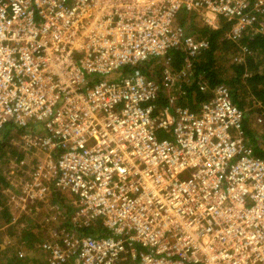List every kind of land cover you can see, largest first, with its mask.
Wrapping results in <instances>:
<instances>
[{
    "label": "built area",
    "instance_id": "1",
    "mask_svg": "<svg viewBox=\"0 0 264 264\" xmlns=\"http://www.w3.org/2000/svg\"><path fill=\"white\" fill-rule=\"evenodd\" d=\"M184 11L226 20L234 42L264 34V0H0V132L28 128L44 154L9 204L40 216L45 264H264V157L245 112L225 83L197 111L178 103L210 48ZM51 191L73 210L34 207Z\"/></svg>",
    "mask_w": 264,
    "mask_h": 264
},
{
    "label": "trees",
    "instance_id": "2",
    "mask_svg": "<svg viewBox=\"0 0 264 264\" xmlns=\"http://www.w3.org/2000/svg\"><path fill=\"white\" fill-rule=\"evenodd\" d=\"M183 16L178 20L183 26L187 25L191 27L192 32L198 34L201 37H207L210 42V48L204 51L194 61L195 75L191 82L184 84L180 89H176L178 95V103L184 107H188L192 110H198L199 106L209 101L213 96V89L219 83H225L230 89V93L233 102L242 109L246 118L244 121V131L248 143L253 147L254 155L264 157V138L259 141L254 137L253 131L249 127L248 113L245 107L250 104L255 106V111H262L264 109V34H244L238 42L227 39L226 33L230 28V23L224 19L220 20V26L217 29L209 28L208 26H198L193 19L198 17L196 14H188L182 12ZM245 46L250 50V54L243 56L241 62H236L223 57L227 55L226 51H230L231 54L240 52L241 47ZM238 54V53H237ZM186 57L180 52H175L172 57V65L174 68H178L184 65ZM154 66H144L143 71H154L155 75L160 79V70H155ZM122 71L124 73L129 72L130 68H125ZM157 72V74H156ZM160 76V77H159ZM97 77L92 76L90 82L96 81ZM167 97L160 95L157 100L158 106L167 105ZM247 119V120H246ZM28 128L16 127L14 125H7L0 132V233L3 229H8L11 226L14 218L13 211L9 204V192L8 189L12 186V179H18L22 177L20 173H12L10 169L5 168V164L9 162V159L15 158L17 161H24L28 158V148L22 149L18 144H14L15 136L12 134H24ZM33 130L37 131L38 127L33 126ZM21 135V136H22ZM21 136H19L21 138ZM159 137H164L162 133ZM24 143V142H23ZM51 203H61L67 211H72L73 207L67 206L64 201V197L56 191L51 192ZM44 202H39L41 207H44ZM93 228H85L83 231L86 233L99 232ZM12 233V232H11ZM20 233L23 238L26 239V243L30 247H37L42 249L41 240L45 236L43 226L39 223H31L28 226H23L20 229ZM38 238V240H37ZM40 240V242H39ZM1 241V239H0ZM10 250V248L8 249ZM8 250L6 252H8ZM44 253V252H43ZM13 256L10 257L8 264H24L23 259L18 260L17 251L12 252ZM45 256V255H43ZM13 259V261H12Z\"/></svg>",
    "mask_w": 264,
    "mask_h": 264
},
{
    "label": "rangeland",
    "instance_id": "3",
    "mask_svg": "<svg viewBox=\"0 0 264 264\" xmlns=\"http://www.w3.org/2000/svg\"><path fill=\"white\" fill-rule=\"evenodd\" d=\"M183 13H181V17L180 19H182V15ZM179 18V17H178ZM179 19V21H180ZM193 21H195V24L198 26H204V22L200 17H195L193 19ZM186 28L187 31L193 33L191 30V27H189L187 25L184 26ZM195 34V33H193ZM197 36H199L198 34H195ZM227 55L226 57L224 56L223 58L225 60H228L229 58H231V60L234 59V56L238 53L239 55L242 54V50L239 52L237 50L236 53L231 54L230 51H226ZM228 58V59H227ZM230 60V59H229ZM153 61V60H152ZM155 70H161V66H154ZM157 74V72H156ZM160 75V74H158ZM158 77V76H157ZM160 77V76H159ZM246 112L248 113V124L250 129L253 131L254 133V137L261 141L264 138V109L262 111H255V106H252L250 104H248L245 107ZM261 114H263L261 116ZM262 118V121H259V118ZM246 119V120H247ZM17 127V126H16ZM19 128V127H18ZM22 135V134H21ZM20 134H12V136H15V140H14V144L15 145H19L22 147V149H26L25 145H24V141L23 138ZM21 136V138L19 137ZM28 151V158L24 161H17L15 158L9 159V162H7V164H5V168H7L8 170L10 169V174L13 175L14 173H20L22 174V177H18V179H12V184H15L16 181H19L21 178L24 177V175L29 172L33 166L35 165V160H37V158H43L44 154H42L41 152H39L38 150H34V149H29ZM37 162V161H36ZM13 173V174H12ZM53 192V191H51ZM64 196L67 199H77L78 196L74 193H72L70 190H66L63 192ZM51 198H47L46 201H44V207L43 208V212H47V208L46 206L49 205L51 202ZM40 206L39 204H35L34 207ZM13 211L14 214V219L11 223L10 228L8 229H3L1 230L0 233V264H8L10 257L13 256L12 252L14 253V251H17V258L19 260L23 259L22 261L25 262L24 264H45V256L43 253L42 249H38L37 247H30L27 245V241L25 238L22 237L21 233H20V229L23 228L22 224H24V226H28L31 223H36L37 220L40 219V216L35 215V213H31V214H25L23 212H19L17 213V211ZM35 212V211H34ZM48 213V212H47ZM46 213V214H47ZM18 214V215H17ZM12 232V233H11ZM38 240V238H37ZM42 241V240H41ZM40 242V240H39ZM10 248V250H8ZM8 250V252H6ZM13 261V259H12Z\"/></svg>",
    "mask_w": 264,
    "mask_h": 264
}]
</instances>
